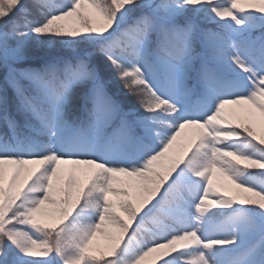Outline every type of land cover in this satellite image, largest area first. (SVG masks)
Segmentation results:
<instances>
[{"label":"snow or ice","instance_id":"obj_1","mask_svg":"<svg viewBox=\"0 0 264 264\" xmlns=\"http://www.w3.org/2000/svg\"><path fill=\"white\" fill-rule=\"evenodd\" d=\"M0 74V264H264V0H0Z\"/></svg>","mask_w":264,"mask_h":264},{"label":"trees","instance_id":"obj_2","mask_svg":"<svg viewBox=\"0 0 264 264\" xmlns=\"http://www.w3.org/2000/svg\"><path fill=\"white\" fill-rule=\"evenodd\" d=\"M58 3L61 2H65V0H57ZM75 23L76 27H79V22H74L72 20V22L67 23L69 25V27L73 26ZM52 54V50L44 47V46H40V45H34L30 51H29V59L26 60L24 63H22L21 65H19L20 67H26V66H37V61H36V57H43L46 55H50ZM3 82V77L2 74H0V83ZM110 89H115L116 87H119L121 89L122 92H124L125 90L123 89V86L120 82H115L112 85L109 86ZM126 99L128 100L129 103H133V98L132 97H126ZM238 111H243L242 109H238ZM259 128H257V132L259 134ZM187 132L185 134H182V136L180 138H178L176 144L173 147V151H175L176 153H181L182 152V147L185 144V140H186V136H187ZM213 184L217 186V188L219 189V191L223 194V195H232L233 194V190H234V185L232 184L231 180H229L226 176L223 175H216L213 178ZM222 185L227 186L226 190L225 187H221ZM46 221L50 224L53 225H57L58 221L54 218H50V217H46L45 218ZM135 225H133L134 227ZM131 231V230H130ZM99 254V253H97Z\"/></svg>","mask_w":264,"mask_h":264},{"label":"rangeland","instance_id":"obj_3","mask_svg":"<svg viewBox=\"0 0 264 264\" xmlns=\"http://www.w3.org/2000/svg\"><path fill=\"white\" fill-rule=\"evenodd\" d=\"M70 22H72V20L71 19H69L68 21H66L65 23H70ZM213 178H214V176H213ZM97 240L101 243V244H103L104 243V239L102 238V237H98L97 238Z\"/></svg>","mask_w":264,"mask_h":264}]
</instances>
